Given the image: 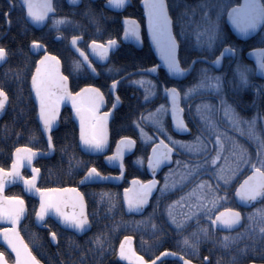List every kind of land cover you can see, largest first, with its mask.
<instances>
[{
	"label": "snow or ice",
	"instance_id": "snow-or-ice-1",
	"mask_svg": "<svg viewBox=\"0 0 264 264\" xmlns=\"http://www.w3.org/2000/svg\"><path fill=\"white\" fill-rule=\"evenodd\" d=\"M126 2L127 0H108V3L115 8H122ZM229 2L230 0H218L216 20H212L208 12L205 11L203 19L206 23L202 26H197V43L202 47L206 45L208 48H214L217 42L223 45L220 55L208 62L212 65H221L222 58L225 55H235L238 51L220 27L219 21L224 11L227 12V17L232 25L241 33H247L249 30H254L259 25L264 24V0H243V3L227 7ZM22 4L26 7L27 16L31 17L33 21H43L49 12L55 11L53 0H22ZM144 7L147 14L148 30L162 62L167 66L169 74L173 77L185 74L193 67L196 60L204 59L207 61L206 57H196L187 68L182 66V60L179 57L180 41L177 39V35L173 33V20L169 14L167 0H144ZM10 11L11 9L5 15L10 17ZM53 19L59 23L66 21L68 18L53 16ZM124 35L125 37L140 39V24L135 17H124ZM201 37H203V40ZM80 39L78 36L71 38L72 45L77 46L76 50L82 57V60L73 62L72 72H77L87 66L89 74L95 78L100 72L92 60L89 59V53L78 47ZM31 44L36 49L41 48L40 40L34 39ZM117 45L118 41L114 37L109 38L106 42L96 39L90 41V47L93 52L98 53L99 58L102 60L109 58V50ZM43 51L44 55L35 61V69L31 72V88L34 90L35 99L39 103V119L42 122V131L47 133L49 150H54L55 148L52 132L63 101L68 100L71 102L75 116L79 118V143L81 146L90 152H98V150L104 149L108 143L109 117L122 102L118 92V85L128 75L141 73L129 83L144 88L143 103H150L159 94L158 82L151 79L152 75L159 74L158 64L137 68L133 72L126 73L125 77H120L118 74L122 68L110 65L108 69L103 71L106 74H114L117 77L112 79L108 85V92L112 94V107L105 112H100L101 105L106 103L105 91L95 83L85 84L78 91H72L69 87V79L72 76V72L65 75L60 68V57L47 51L46 48ZM252 51L256 54L258 69L264 71V48L253 49ZM8 55L9 50L4 45H0V60H3ZM248 71V66L237 63L235 72L243 83L248 82ZM162 83L164 84L162 91L165 94V100H170V104L164 103L158 105L155 109L141 110L140 115L133 122L140 128L141 140L145 142V145L155 140V142H152L151 152L146 157L147 166L152 170V178L142 180L139 176H133L132 185L123 190L122 201L119 199L118 193L110 191L103 192L102 198L105 196L108 198L109 209H114L123 203L129 213L133 211L140 212L149 203V198L153 195L154 189H158L161 196H163L165 193L173 191L177 186L183 187L198 175L210 176L211 179H200L198 183L194 182L187 192H184L177 199L166 203L163 209L160 208V198L158 197L153 212L149 214V218H151L158 211L166 212L167 220L175 226L177 231H183L191 218L206 215L208 222L199 225L190 234L192 238L199 241L201 235L207 237L213 227L218 224L231 229L233 225L241 221L242 213L235 207L224 208L218 212H214V209L222 200L228 199L227 196H222L219 192L227 191L230 185L234 183V178H237L240 170L245 168L246 165H250V174L245 176L243 181L235 188V197L245 202H253L258 198L264 199V136L257 131L255 118L246 121L247 135L251 139L258 141L256 159L253 160L249 157L248 149L244 145L234 142L233 147L235 150L231 153L234 159L225 157V163L219 164L223 150L222 130L217 126V122L213 118V112L223 108L226 114L231 113L230 119L237 130H244L241 127V118L236 116L232 106L228 104L226 99L221 97L219 105L204 102L196 106L197 112L201 113L204 127L198 128L199 135L191 142L175 139L169 129L165 127V116L170 110L175 129L190 131L183 115L185 109L181 107V98L190 99L192 95L197 93H215L220 95L223 89V73H214L210 68L202 67L198 72L196 83L190 85L184 91H182L183 86L181 85L168 86L167 81ZM8 101V92L5 87L0 86V110L5 108ZM147 124H151L156 129L155 133L148 134L145 132L144 125ZM213 132L216 134L213 144H218L220 147L209 149L206 144L205 133H207L208 137H211ZM156 137L159 138L156 139ZM136 144L137 140L134 137L122 136L117 141V151L106 158L108 160H119L121 172L118 175H105L95 163H92L91 166L87 167L84 176L80 178L81 182L101 179L115 180L122 177L125 174L123 171L125 169V149H133ZM174 146L196 153L198 157L200 153H203V159L198 158L195 163L177 160V169H170L169 172L165 173L164 183L159 184L156 179V171L164 161L172 160ZM38 151L40 150L30 147L28 144H20L13 150L11 166L7 168L0 166V220L11 222V227L0 228V235L15 253L13 264H41V261L32 252L29 243L25 242L17 227L26 211L24 196H5L3 194L6 183L12 180L22 178L28 192L39 194V207L35 209L38 222L43 223L46 214L53 212L63 224L77 230H85L90 226L89 213L86 211L84 199L85 193L81 192L80 188L75 186H66L64 188L37 186L41 170L33 164V159ZM213 151L216 152L215 155H212ZM72 159H75L74 154L70 157V161ZM144 159V155H140L136 158V162L142 164ZM25 163L32 166L31 176H23L21 173V168ZM76 164L81 165L86 164V162L76 160ZM218 164L219 166H217ZM181 165L182 168L180 167ZM245 170L249 169L246 168ZM213 180L222 182L223 188H219L218 185L212 182ZM68 204L72 205V211L66 210L65 206ZM177 206L185 209V211L177 215L175 212ZM247 218L250 222V230L252 232L258 231L261 236H264V211L257 210L248 213ZM143 222V220L136 221L137 224ZM116 226L118 225L113 227ZM153 228H156L155 224H153ZM240 235L242 233L236 235L225 234L222 243L227 247L231 241L237 239ZM51 236L55 239L57 233L53 231ZM103 236H105V233L101 232L92 238L94 244L101 249L104 248L106 243V240L102 239ZM130 240V236H125L121 240L119 256L128 259L135 258L137 264H160L161 258L165 256L183 257L181 252H174L165 248L160 252L159 256L154 257L152 260H146L139 252L126 246L125 242ZM184 244H193V239H190L188 235L184 236ZM193 247H195V244H193ZM7 255L4 250H0V264H9ZM183 264H193V261L183 257ZM217 264H221V262L218 261Z\"/></svg>",
	"mask_w": 264,
	"mask_h": 264
},
{
	"label": "flooded vegetation",
	"instance_id": "flooded-vegetation-1",
	"mask_svg": "<svg viewBox=\"0 0 264 264\" xmlns=\"http://www.w3.org/2000/svg\"><path fill=\"white\" fill-rule=\"evenodd\" d=\"M106 1L107 0H53L55 11L47 15L44 25H42L40 28H36L33 24H30L27 21L26 10L24 6L21 4L20 0H0V9L3 8V10H5L3 14L4 31L2 32L0 29V45H4L9 50V55H11L14 58L25 56L32 58L35 61H37L40 56L44 55L43 49L46 48L47 51H50L54 55L60 57L61 71H63L65 75H68L69 72H72L74 67L73 62L75 60H80L79 57L69 47V42L71 38L73 36L80 37L81 40L78 42V47L84 49L87 53H89L88 48L90 45V41L93 40V39H87L85 35L78 33L77 21L75 18L78 11L79 10L93 11L100 16V18L102 19L103 28L94 29L93 31L103 34L102 35L103 37L102 39H100V41L106 42L109 38L114 37L117 39L118 45L113 50H109V58L103 60L99 58L98 53H94V52L92 54L89 53V59L92 60L95 67L100 72V74L97 77L93 78V76L89 74L88 69L84 67L78 70L77 72H72V76L69 79V87L72 91H78L79 88L83 87L85 84L88 83H95L97 86L101 87L103 91H105L106 103H104L102 109H99L100 112H105L108 110V108L112 107V94L108 92V85L110 84L112 79H116L117 77L112 76L114 74H106L103 71L104 69H108L112 62L114 66L122 68V70L119 72L120 77H123L125 76L126 73L133 72L135 69L140 67H147L150 64L159 65V74L151 76L152 80L158 82L159 94H157L151 100L150 103L147 104L143 103V98L145 94L143 87L129 83V81L137 78V76L141 75V73H136L135 75L127 76L126 79L123 80L118 85V92L121 96L122 102L114 110V112L112 113V117L108 123V144L103 155L89 156L83 154L80 151L78 147V132L76 125L74 123L75 112L72 108V104L68 100H65L61 103L60 114L57 119V127L53 130V132L60 129V125L63 119L66 122H68V127L70 126V130H71L70 131L71 141L73 142V144H75V147L80 152V154H82V156L87 158L86 164H84L83 166L88 167L91 166L92 163H95L96 166H98V168H100V170L105 175L107 174L118 175L120 172L118 168L109 167V166H119L118 159L110 160L111 165H109L105 162V157H109L111 156L112 153H114V148L120 137L132 136L137 140V144L134 146L133 149H125V154H124L125 169L123 170L125 174L122 176V179L119 183L81 184L80 178L84 176L85 172L87 171V167H86L84 169L83 174L78 179L77 183L71 185L80 188V191L85 193L84 199L86 202V211L88 212V203H87L88 194H92L95 191H99L100 189H105L107 187L108 188L118 187L120 188V200L122 201L121 191L127 187L129 180L132 179L133 177L131 175L139 176L142 180H148L152 178V174H150L148 171L146 157L147 154L151 152V145L152 142H155V140H153L152 142H148L145 145V142H142L141 140L140 128L133 122L136 119V117L140 115L141 110L155 109L160 104L168 103V101L165 100V96L163 95L162 89L164 87V84L162 82L167 81L168 86L181 85L183 86L182 91H184L190 85L196 83V78H198V72L202 67H208L214 73H223V89L220 95H216L215 93H211V94L197 93L195 95H192L190 99L182 97L181 107L185 109L183 115L186 122L188 123V128L190 131L175 129V126L172 123L171 115L169 114V112L165 116V127L169 129V132L175 139L186 142L193 141V139L197 135H199L197 131L198 128L204 127V121L201 120V113L197 112L196 106L204 102H211L212 104L219 105L220 99L221 97H223L224 99L227 100L228 104L232 106V109L234 110L236 116L241 118V127L244 130L243 131L237 130V128L233 125L232 120L230 119L231 113L226 114L223 108H221L219 111L213 112V118L216 120L217 126L222 130L223 150L221 152V160L219 161V164L225 163V157H230L231 153L235 150L233 147L234 142H239L240 144L244 145L248 149L249 155L251 156L257 155L258 142H256V140L251 139L247 135L246 121H250L253 118H255L257 131L262 136H264V76H260L256 74V67L254 65V62L247 57V53L251 52L253 49L264 47V24H262L261 28L255 35L247 39H240L232 33L231 29L226 23L227 12L224 11L222 18H220V24L222 26L221 29L223 33L227 35L228 39L232 42L233 46L238 49L237 53L235 55L228 54L224 56L222 58V63L219 69H214L212 66L204 62H196L193 65V68L187 77L180 80H174L169 77L166 69L164 68V66L161 65L156 54L152 50V46L149 41L147 25H146L147 15L144 12L142 6V0H140L138 4H135L132 2V0H129L130 3L119 11H113L107 8L105 6ZM237 3H240V0H233V2L229 4L227 7H231L233 4H237ZM9 9H11L10 17L5 15V13L9 11ZM53 16L67 17L68 19L66 21L57 23L54 21ZM127 16L135 17V19L139 21L140 39H139L138 47L134 45L132 42L122 41V34L124 31L122 20L124 19V17ZM111 17H113L112 22L110 21ZM110 23H112V25H110ZM115 24H116V28L113 29L112 26H114ZM34 39L41 41V48H40L41 50L36 48H33V51L31 50V46H32L31 41ZM16 40L24 41L23 44H26L24 50L21 49L23 45L20 46V49L16 50L17 47L15 44ZM222 47L223 45L217 42L215 53L210 58L209 57L206 58L209 60H213L217 55L220 54ZM9 55L7 56L6 62L8 60ZM186 57L187 59L184 58L182 60V66L187 68L188 65H190L191 62L194 60V58L205 57V56H196L194 58H189L188 56ZM140 58H144L147 60L143 63L142 61H139ZM237 63L248 66L249 71L247 73L248 76L247 83H242L239 75L235 72ZM34 68H35V62H34L33 70ZM30 78L28 82V92H29L30 101L34 106V112H35L34 114L36 121V106L33 103L32 95L30 91ZM126 106H128V108L131 110L132 113L118 116V114L125 112ZM144 129L145 132L148 134H153L156 131V129L151 124L144 125ZM215 135H216L215 132H213L212 136L208 137L207 133H205L206 144L209 149L220 147V145L218 144L216 145L213 144V141L215 140ZM41 137H42V142L36 143L30 147L46 152L48 150L47 144L42 134ZM158 138L159 137H156V139ZM12 152L10 154V162L8 163L7 167L10 166L12 160ZM54 153H55V149L53 150V154L50 157L37 159L33 161V164L36 167L40 168L39 163L43 161H48L49 159L52 158ZM215 154L216 152L213 151L212 155ZM140 155H144L145 157L142 164L136 162V158ZM203 155H204L203 153H200L198 157L196 153L189 152L187 149H182L179 146H174V154L172 160L164 161L161 164V167L156 172V179L159 181V184H163L164 183L163 178L165 176V173L169 172L170 169H177L178 167L176 164L177 160L195 163L198 158L203 159ZM254 159L255 158H253V160ZM25 166L26 163L21 168L22 175L31 176L32 173L27 168H25ZM249 166L250 165H248V167ZM180 167L182 168V165ZM247 173L248 170H246V173L243 175V177L246 176ZM41 177H42V170L40 171V177L37 182L38 187H41L39 186ZM242 178L239 180V182L242 180ZM212 182L217 185V182L219 181L213 180ZM190 183L191 181H189L187 184L190 185ZM237 184L235 185V187L237 186ZM221 186L223 185H221L220 182L219 187ZM63 187L66 186L55 187V188H63ZM235 187L232 190L231 196L228 194L226 195L224 194L225 196L228 197V200L232 199L234 204L235 201L233 198V192ZM45 188H53V187H45ZM16 189L18 194H12L14 193L13 191ZM4 194L5 196H12V195L24 196L25 205H26V216L19 224L18 229L20 231L21 236L24 238L25 242L29 243V247L32 249V252L36 255V257L37 254L35 252H37L38 249L42 248L43 250H45L46 248L45 244L42 245V243L39 242L40 236L42 237L44 242L48 241L49 247L51 248L54 256L58 258L59 255L57 251V246L59 241L63 240L64 237L65 238L68 237V234H73L76 237H82L91 230L92 224H91L90 214H89L90 229L82 236H77L73 232L63 229L53 219L49 217L43 221L41 227H38L34 222L35 209L37 208L38 205V202L35 199L26 195L23 192L22 187L16 184L5 186ZM157 194H159L161 209L164 208V205L166 203L170 202L171 200H175L180 196L179 195L176 198L166 195L161 196L159 190L154 189V193L149 198V203L144 206L142 214L145 211H148L149 214L153 212V208L157 202V198L154 196ZM219 194L222 195L221 191L219 192ZM28 201H32L30 202V205L34 206L33 214L30 217V219L28 213V207H29ZM223 201L225 200H222L221 202ZM121 207H122V212L125 216H134V215H126L124 213L122 203H121ZM253 207L249 209H252ZM224 208H232V207H224ZM224 208H216L214 212H218L219 210ZM236 208L240 210L241 213L242 210H244L243 208H240L238 206H236ZM249 209H245V210H249ZM183 211H185V209L182 210L175 209L177 215L181 214ZM154 216H167V213L158 211ZM206 218L207 216L205 215L203 219L205 220V222H208ZM242 219L244 223L243 214H242ZM0 228H4V226L0 225ZM53 231L57 233V237L54 239L55 243H52V240L50 238V235ZM217 231L222 233L233 232V231H219L216 229H212V232H217ZM0 250H4L8 254L7 259L9 261V264H13L14 257L2 245H0ZM41 254L45 258L49 256L44 252H42ZM38 259L40 260V258ZM40 261L41 264H46V260L42 259ZM253 262L254 264H264V259L262 262H257L252 260L250 264H253Z\"/></svg>",
	"mask_w": 264,
	"mask_h": 264
},
{
	"label": "trees",
	"instance_id": "trees-1",
	"mask_svg": "<svg viewBox=\"0 0 264 264\" xmlns=\"http://www.w3.org/2000/svg\"><path fill=\"white\" fill-rule=\"evenodd\" d=\"M140 0H132L138 4ZM218 0H167L169 5V14L173 20V33L177 35L180 41L179 57L194 58L196 56L211 57L216 51L214 48L201 46L197 43V26L203 25L206 21L203 19V13L208 12L212 20L217 17ZM233 0L227 4H231ZM3 8L0 9V29L4 31ZM224 13V12H223ZM223 15V14H222ZM77 31L83 34L87 39H102V33L94 32V29H102V19L93 11L79 10L76 15ZM222 18V16H221ZM113 17L110 21L112 22ZM220 23V21H219ZM112 25V23H110ZM116 28V24L112 26ZM220 27L221 24H220ZM183 30V32H182ZM182 33V34H181ZM203 40V37H201ZM23 40H16V50H22L26 44ZM147 59L140 58L143 63ZM35 60L29 57H12L9 55L7 62L0 67V86L5 87L9 94L8 107L0 119V166L7 167L10 162L12 150L20 144L33 146L42 142V137L35 121L34 106L32 105L28 82L34 67ZM114 66L113 62L111 63ZM116 67V66H115ZM19 73V74H18ZM119 74V73H118ZM116 76V75H112ZM132 113L126 106L124 113L118 116ZM65 117V116H64ZM62 117V118H64ZM70 126L64 119L61 122L60 129L53 132L55 153L48 161L39 163L42 170V177L39 183L41 187H61L71 186L77 183L87 166L77 165L76 160L87 161L82 156L71 141ZM66 149V150H62ZM75 155V159L70 161V157ZM256 159V155H255ZM98 167V166H97ZM246 173V170L240 172L234 179L226 194H232V190L239 180ZM135 176V175H131ZM184 188L179 191H170L164 195L177 197L186 191ZM110 191L118 193L120 199V188L111 187L100 189L92 194H88V212L91 219V230L82 237H76L68 234L63 240L58 242L57 251L59 257L56 258L49 247L48 241H43L40 236L39 242L45 244V250L38 249L37 257L40 260H46V264H121L116 259L117 245L124 235H132L134 246L146 259H151L160 251L168 248L174 252H181L184 257L192 260L195 264H250L252 260L262 262L264 259V236L258 231L252 232L249 228L250 222L247 214L257 210L264 211V200L249 210H242L244 223L242 227L232 233L210 232L207 237L201 235L199 241H196L190 234L201 224H206L203 217H193L188 222L183 231H177L175 226L167 220L166 216H152L149 218L148 211L141 216H125L122 212L121 204L114 209H109L108 198H102V193ZM12 194H18L17 189ZM11 194V193H10ZM154 197L158 198L159 194ZM155 198V199H156ZM28 207L29 219L33 214L34 206ZM235 207L233 200L227 199L221 203L218 208ZM143 220V223L137 224L136 221ZM199 222V223H198ZM153 224L156 228H153ZM114 225H118L113 227ZM105 233L102 239L106 240L103 249L99 248L93 242V237L98 233ZM242 233L237 239L231 241L227 247L222 243L225 234L236 235ZM188 235L193 239V244H184V236ZM42 252L49 255L43 257ZM160 264H178L174 260H166Z\"/></svg>",
	"mask_w": 264,
	"mask_h": 264
},
{
	"label": "water",
	"instance_id": "water-1",
	"mask_svg": "<svg viewBox=\"0 0 264 264\" xmlns=\"http://www.w3.org/2000/svg\"><path fill=\"white\" fill-rule=\"evenodd\" d=\"M20 2H21V4H22V0H20ZM130 2H129V0H127V2H126V4L122 7V8H115L114 6H112V5H110L109 3H108V0L106 1V3H105V6L107 7V8H109V9H111V10H113V11H119V10H121V9H123L127 4H129ZM240 3H243V0H240ZM23 5V4H22ZM142 6H143V9H144V12L146 13V11H145V7H144V0H142ZM24 8H25V10H26V7L24 6ZM50 13H52V12H49V14ZM48 14V15H49ZM147 15V14H146ZM47 17V16H46ZM46 17H45V19L43 20V21H33L32 19H31V17H29V16H27V14H26V19H27V21L30 23V24H33L36 28H40L42 25H44V23H45V21H46ZM226 23L228 24V26H229V28L231 29V31H232V33L236 36V37H238V38H240V39H247V38H249V37H251V36H253V35H255L258 31H259V29L261 28V26L262 25H259L256 29H254V30H249L247 33H241L240 31H238L233 25H232V23H231V21L228 19V17H227V14H226ZM122 25H123V28H124V19L122 20ZM147 30H148V22H147ZM148 35H149V41H150V43H151V46H152V50L154 51V53L156 54V56H157V58H158V60L160 61V63H161V65L162 66H164V68L166 69V71H167V73H168V70H167V66L162 62V59H161V57H160V55H159V52L157 51V49H156V47H155V45H154V43H153V40H152V37H151V34H150V32H149V30H148ZM81 40V39H80ZM79 40V41H80ZM78 41V42H79ZM122 41H124V42H132L134 45H136L137 47L139 46V40H137L135 37H125V35H124V31H123V34H122ZM69 47L71 48V50L79 57V59L80 60H82V57L80 56V54H79V52L76 50V48H77V46H74V45H72V43H71V40H70V42H69ZM116 46H114V48H115ZM33 46H31V50L33 51ZM113 48V49H114ZM264 48V47H263ZM113 49H110V50H113ZM39 50H41V49H39ZM88 52L90 53V54H92L93 53V50H92V48L90 47V45H89V48H88ZM220 55V54H219ZM228 55V54H227ZM226 56V55H225ZM247 57L249 58V59H251L253 62H254V65H255V67H256V74L257 75H260V76H264V71H261V70H259L258 69V67H257V57H256V54L255 53H253V51H251V52H248L247 53ZM6 59H7V57H5L3 60H0V66H2L5 62H6ZM215 59V58H214ZM213 59V60H214ZM210 61H212V60H209V59H207V61H205L204 59H200V60H196V62H204V63H206V64H208V65H210V66H212L214 69H219V67L221 66V65H212L211 63H208V62H210ZM193 62V61H192ZM192 62H191V64H192ZM195 62V63H196ZM86 68H87V66H85ZM60 68H61V65H60ZM193 68V67H192ZM192 68L189 70V72H187V73H185V74H181V75H179V76H175V77H173L171 74H169L168 73V75H169V77L171 78V79H174V80H180V79H184L185 77H187L189 74H190V72H191V70H192ZM35 69V68H34ZM129 76V75H128ZM123 77H125V76H123ZM30 91H31V95H32V100H33V103H34V105L36 106V122H37V124H38V126H39V130H40V132H41V134H42V136H43V138H44V140L46 141V144H47V133H45V132H43L42 131V122L40 121V119H39V103H38V101H36V99H35V92H34V90L31 88V78H30ZM163 95L165 96V94L163 93ZM168 101V104H170V100H167ZM103 105L104 104H102L101 105V107H100V109H102V107H103ZM7 107H8V103L6 104V106H5V108L3 109V110H0V119L3 117V115L5 114V112H6V110H7ZM169 114L171 115V112H170V110H169ZM111 117H112V114L110 115V117H109V120H108V123H109V121H110V119H111ZM74 123H75V125H76V128H77V132H78V147H79V149H80V151L83 153V154H85V155H89V156H97V155H103V153L105 152V150H106V147H107V144H106V146H105V148L104 149H101V150H98V152H90L89 150H87V149H84L82 146H81V144L79 143V132H80V126H79V118L78 117H76V116H74ZM57 127V121L55 122V124H54V128H53V130L55 129ZM117 144H116V146H115V148H114V152H116L117 151ZM47 148H48V146H47ZM13 153V152H12ZM53 154V150H47L46 152H43V151H38V153H37V155H36V157H34V159H33V161H35V160H37V159H40V158H47V157H50L51 155ZM107 157H105V162L107 163V164H109V165H111V161L110 160H108V159H106ZM119 161V160H118ZM10 166H11V163H10ZM9 166V167H10ZM109 167H114V168H118L119 170H120V172H121V169H120V166H109ZM148 167V166H147ZM161 167V166H160ZM25 168H27L31 173H32V166L31 165H28L27 163H26V166H25ZM248 173H247V175H249L250 174V166L248 167ZM148 171H149V173L150 174H152V170L151 169H149L148 168ZM158 171V170H157ZM156 171V172H157ZM119 172V173H120ZM246 175V176H247ZM115 176V175H114ZM39 177H40V174H39ZM39 177H38V180H39ZM245 177V176H244ZM244 177L242 178V180L241 181H243V179H244ZM121 179H122V177H120L119 179H101V180H90V181H86V182H81L80 181V183L81 184H86V183H93V184H96V183H107V184H117V183H119L120 181H121ZM38 180H37V182H38ZM240 181V182H241ZM239 182V183H240ZM239 183L237 184V186L239 185ZM13 184H16V185H19L20 187H22V190H23V192L26 194V195H28V196H30V197H32L33 199H35L37 202H38V205H37V208L39 207V194L38 193H36V192H28L27 191V189L25 188V186H24V183H23V180H22V178H18V179H16V180H12V181H10V182H8V183H6V185L5 186H8V185H13ZM130 185H132V179H130L129 180V182H128V185H127V187H129ZM236 186V187H237ZM235 187V188H236ZM53 188H55V187H53ZM64 188V187H63ZM124 190V189H123ZM123 190L121 191V199H123ZM3 194H4V192H3ZM235 189H234V192H233V198H234V201H235V204H236V206H238V207H240V208H243V209H249V208H251V207H253V206H255V205H257V204H259L260 202H262L263 201V199H257L256 201H253V202H245V201H240L239 200V198L238 197H235ZM5 195V194H4ZM71 195V194H70ZM122 205H123V210H124V213L126 214V215H134V216H139V215H141L142 214V212H143V210L142 211H140V212H135V211H133L132 213H129L128 211H127V208H126V205L125 204H123L122 203ZM66 207V210L67 211H72V205L71 204H68V205H66L65 206ZM144 209V208H143ZM223 209H221V210H219V211H222ZM26 216V211H25V214L21 217V220H20V222H19V224L22 222V220L24 219V217ZM51 218V219H53L60 227H62L63 229H66V230H68V231H71V232H73L75 235H77V236H82V235H84L86 232H88L89 231V229H90V226L88 227V228H86L85 230H77V229H75V228H73V227H71V226H69V225H65V224H63L61 221H60V219H59V217L55 214V213H53V212H49L48 214H46V216H45V218H44V220L45 219H47V218ZM207 219V221H208V218H206ZM43 220V221H44ZM34 222H35V224L38 226V227H41V224L42 223H40V222H38V220H37V218H36V215L34 214ZM19 224L17 225V227H19ZM0 225H2V226H4V227H11V222L10 221H6V220H0ZM243 225V219H241V221L240 222H238L236 225H233L232 227H231V229H228V228H226L224 225H220V224H218V225H216L215 227H213V229H216V230H219V231H235V230H238L241 226ZM125 236H130L131 237V240L130 241H126L125 242V244H126V246H129L131 249H134L135 251H136V249H135V246H134V238H133V236H131V235H124L122 238H121V240H123V238L125 237ZM50 238H51V240H52V243H55V240L52 238V236L50 235ZM121 240H120V242H121ZM120 242H119V244H118V246H117V248H116V258H117V260L120 262V263H122V264H137V261H136V259L135 258H132V259H128V258H126V257H120L119 256V248H120ZM0 245H2L13 257H14V259H15V253L12 251V249L10 248V246H8L7 245V243L2 239V235H0ZM137 252V251H136ZM162 252V251H161ZM159 254L160 253H158L155 257H157V256H159ZM141 255V254H140ZM142 256V255H141ZM184 257V256H183ZM183 257H179V256H165V257H163V258H161V260H160V262H162V261H164V260H174V261H176L177 263H179V264H183ZM152 259H154V257L152 258ZM152 259H149V260H152ZM147 260V259H146ZM194 264V263H193Z\"/></svg>",
	"mask_w": 264,
	"mask_h": 264
},
{
	"label": "rangeland",
	"instance_id": "rangeland-1",
	"mask_svg": "<svg viewBox=\"0 0 264 264\" xmlns=\"http://www.w3.org/2000/svg\"><path fill=\"white\" fill-rule=\"evenodd\" d=\"M243 83V82H242ZM256 142H258V141H256ZM257 156V155H256ZM249 157L251 158V159H253V158H255V155L254 156H251V155H249ZM229 158H233L234 159V157H232L231 155H230V157ZM219 166V165H218ZM248 167V165H246L245 166V168H242L241 170H240V172H242V171H244L246 168ZM240 172L238 173V175L240 174ZM200 179H210V176H204V175H198V176H196V177H194L192 180H191V183H190V185L189 184H185L183 187H179V186H177L173 191H180L181 192V190H183L184 188H188L185 192H187L190 188H191V184H193L194 182L195 183H198L199 182V180ZM235 179V178H234ZM217 185L218 186H220V182H217ZM221 185H223L222 184V182H221ZM219 188H223V186H221V187H219ZM221 193H222V196H225L226 195V192L225 191H221ZM225 194V195H224ZM221 195V194H220ZM221 203L222 202H220L218 205H217V207L216 208H218L220 205H221ZM215 208V209H216ZM183 208H181L180 206H177L176 207V210H182ZM214 209V210H215Z\"/></svg>",
	"mask_w": 264,
	"mask_h": 264
}]
</instances>
